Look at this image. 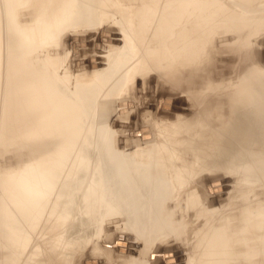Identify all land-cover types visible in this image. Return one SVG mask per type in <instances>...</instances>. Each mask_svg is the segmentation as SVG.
<instances>
[{
  "label": "bare ground",
  "instance_id": "1",
  "mask_svg": "<svg viewBox=\"0 0 264 264\" xmlns=\"http://www.w3.org/2000/svg\"><path fill=\"white\" fill-rule=\"evenodd\" d=\"M194 1L100 3L98 8L104 9L95 14L118 13L114 20L123 27L122 43L116 47L108 43L112 48L106 67L99 68V64L92 67L83 77L86 82H79L86 87L84 91L72 88L70 97H65L59 93L64 87L69 88L64 79L69 82L73 79L65 70L58 72L64 56L57 51L50 53L47 48L44 54V48L43 53L37 48L52 35V44L56 45L62 30H77L71 35L84 33L80 30L92 25L90 19L88 23L87 16L74 13L81 9L78 5L74 15H70L68 9L72 4L67 8L62 4L57 9L53 2L58 4V0H23L20 3L25 7L35 8L36 24L33 28L29 22L28 26H20L26 16L22 19L20 15L23 20L20 22L17 15L21 13L15 11H19L21 4L17 0H0V153L9 152L5 155L7 162L0 166V264H33L49 259L46 255L56 247L59 237L53 235L48 240L42 234V242L35 244L34 236L43 227H48L47 231L54 228L56 232L59 226H65L66 230L74 228L65 241L68 248L91 243L101 222L106 217L109 220V214L121 215V229L137 230V239L143 233L145 240L155 237L163 240L173 232L174 241L177 237L191 249L185 264H200L199 247L209 243L213 250L203 253L206 257L210 252L203 264H264V73L252 69L251 55L252 21L258 18L252 20L247 0L197 5ZM193 9H197L195 20L191 18ZM28 11L26 15H30ZM254 12L256 16L260 14L259 18L264 16L262 7ZM206 22L209 25L205 34L202 30L195 32ZM40 28L46 32L40 33ZM226 31L231 33L225 45L230 51L228 63L214 68L213 50L210 48L211 55L206 56L205 43L214 34ZM90 55L97 56L96 52ZM165 60L166 70L171 69L167 66L176 70L171 77L178 86L174 85L175 89L191 91V114L175 116L165 128H159L150 139L154 140L151 145L142 137L149 144L143 143L132 151L113 149L106 139L109 130L93 132L94 115L106 116L113 110L108 96L115 94L118 82L127 81L147 66L151 71V65L158 66L160 72L163 69L158 64ZM95 62L98 63L97 57ZM193 74L205 75L206 79L195 81L189 77ZM164 97L172 101H165L168 108L159 109L172 110L173 96L165 94L159 98ZM92 144L100 147L94 156ZM207 167H215L220 177L212 173L207 179ZM224 174L233 179L232 191L215 209L206 200L209 194L216 193L211 189L218 185L224 192L221 178ZM217 179L220 183L211 185ZM228 212L236 217H227ZM227 224L233 236L230 243L245 235L257 244H252V248L239 247L229 257L222 256L218 230ZM123 231L115 233L102 251H117L118 246L113 243L118 233H122L120 239L125 241L127 254L129 238ZM62 261L68 264V256ZM140 261L133 257L129 264ZM162 261L165 262V257Z\"/></svg>",
  "mask_w": 264,
  "mask_h": 264
},
{
  "label": "rangeland",
  "instance_id": "2",
  "mask_svg": "<svg viewBox=\"0 0 264 264\" xmlns=\"http://www.w3.org/2000/svg\"><path fill=\"white\" fill-rule=\"evenodd\" d=\"M20 1L23 2V0H20ZM20 1L17 0L18 5H19ZM58 1H59L58 4L60 3L59 5L55 2H53L54 3L53 6L55 4L57 6V7L54 6L55 8L58 9L62 4H63L62 7H65V5H66L65 8H67L70 6V4H72L68 9V11L71 13L70 15H74L73 12L76 9H78L77 7H79V8H81V9H79V10H81V12L78 10V12H74V13L75 14L78 13L79 16L84 14V16H82V17L83 18L88 17L87 18L88 23H89V19H90V22L92 23V25L81 29L80 31H82L84 33H80L78 35L77 34L71 35L72 31H77L75 29L74 30H70V29L62 30L61 36H60V41L56 45L52 44L53 39H54V36L52 35V36L46 38L45 43H44L45 47L42 44L41 46H43V47L39 46V49L37 48V50L41 51V53H43L47 48L48 52H50V53H54V51L56 53V51H57L58 53H60L61 55L64 56L63 66L60 67V65L58 63H55V66L60 67V68H58L59 71H58V69H56L59 73H62L63 70H65V71H67V74L69 76H72V79L74 80V81L72 80V82L70 81L71 82L70 83L68 80L64 79V82H66L65 84H67V86L69 85L68 86L69 88L64 87L63 90L59 91V93L62 96L70 97L71 92H73L72 88H74V90H76V91H78V90L84 91V89L86 87L84 85L80 84L79 82H82V83L86 82V80H84L83 77H85V75L88 74L90 72V70L92 71V69H91L92 67H97L98 64H99V68H105L106 67V65L108 64V59H109V55H110L111 48H112V47L108 46V43L109 44L113 43L112 44V46L114 45L113 47L121 45V43H122L121 40L123 39V36H122L123 35L122 34L123 33V27L121 25H120L121 27H119L118 26L119 24H117L114 20V17L118 13L110 12V14H107V15H98L99 13H101V11H103L102 9H104V8H101L102 7L101 6V7H99V8H101V10L99 11L98 5L100 3L107 4V2H109V0H64V1L58 0ZM62 1H63V3H62ZM66 1H68V2H66ZM122 1L125 2V0H122ZM222 1H225V3H230V2H233L235 0H195L194 2H195V5H197L198 2H201L204 4H210L212 2H222ZM17 2H15L16 3L15 5H17ZM22 2L20 4L23 7L21 8L20 5H19V8H18V6H15L19 10V11H15V12H17V14H18V12L21 13L18 15L16 14L17 16H19L18 21H20V22L24 18V16H26V17H25V19H23L24 21L22 20L23 21L22 24L20 22H18V23L21 24V25L19 24L20 26H28L31 23V26L33 28L35 26V25L33 26V24L36 21L35 17H34V11H33V10H35V8H32V6H30V7L28 6L30 8V10H29L27 5L25 7L24 6L25 4L23 3L24 4L23 5ZM246 2L249 3V8H252V12H253L252 17L254 18L252 20H255L256 18H258L254 22L252 21V23L254 24V25L252 24V27L253 26L254 27L252 28V36H251L252 49H253L251 51L254 52V53L251 52L252 69L253 68H255V70L260 69V70H262V73H264V65H263L264 64V20H262V19H264V16H262L263 18L260 17V18H262V19H260L259 17H257L260 14H257V16H256V12H254L257 9L258 10L261 9V7H262V9H264V0H254V1L247 0ZM253 2H255V3H253ZM258 3H259V5H258ZM75 5L76 6L78 5V6L76 7ZM73 6H74V8H73ZM243 6H245V5H243ZM246 6H248V5H246ZM250 6H252V7H250ZM24 7L26 9H28L31 13L28 10H26ZM17 8H16V10H17ZM31 8H32V10H31ZM20 9H21V12H20ZM204 9H206V8H204ZM95 10L98 12H96ZM25 11H28L30 15H26L27 12H25ZM83 11H84V13H83ZM85 11H87L88 13ZM191 12L193 14V17L191 16V18L193 20L196 17L195 13H197V9H193ZM95 13H98V14H95ZM20 15H21V17L23 16L21 20H20V18H21ZM31 15H33L34 18L31 17ZM28 22H29V24H28ZM208 25H209V23H207V22L202 24L201 28L198 30L196 29L195 32H199L200 30H202V33L205 34L206 31L208 30ZM52 29L53 28H50V30H52ZM39 30H40V33L46 32L45 28H42V30L40 28ZM98 30L99 31L101 30L102 34H100L101 31L98 33ZM227 33H229V32L226 31V32L221 33V34H217V35L214 34V38L205 43V46H207V47H205V49H206V51L209 52V53L207 52L206 56L213 54L214 60L212 61V63L213 62L215 63L214 68L218 67V66L224 67L228 63L227 58L230 55L229 54L230 51L228 50V48L225 45H226V42L229 41L228 37H230L231 33H229V35ZM83 34H85V35H83ZM99 34H100V36H99ZM222 34L223 35L227 34L228 35V36L226 35L227 38H225L226 36L224 37ZM217 36H219V37H217ZM222 36L224 38H222ZM219 39H221V40H219ZM75 40H77V41H75ZM98 43H100V44H98ZM216 43H218L216 45V48L217 47L218 48L212 49V45L214 48ZM49 44H51V45H49ZM101 44H102V47H101ZM73 46L76 48L72 49ZM78 46H80V47H78ZM41 48H42V50H41ZM209 49L213 50V51L211 52V51H209ZM221 49L223 51H221ZM47 50L44 52V54L47 53ZM215 50H216V52H217V50H219V51L216 53ZM224 50L226 52L225 54H224ZM38 51H37V54L41 55ZM71 51H72V53H71ZM92 52H96L97 56L90 55V54H92ZM210 52H211V54H210ZM73 53H74V55H73ZM220 53H222V55H220ZM44 54H42V55H44ZM78 56H79V58H78ZM96 57L98 59L97 64L95 62ZM215 57H216V59H215ZM74 58L75 59L77 58V59L75 60ZM219 58L220 59L223 58L222 60H220L221 63H218ZM255 60H257V61H255ZM215 61H217V63ZM223 63H226V64H224V66H223ZM166 64H167L166 60H165V62H161V61L159 62L158 65H161L160 70H161V68L163 69L160 72H159L158 66L153 68V66L151 65V68H152L151 71L149 68L150 66H147L148 68L146 67L145 70L138 72L139 74L137 72L134 73L133 77H130L132 79L127 78V81L118 82L116 84V86H114L115 89L117 88V91L115 90V94L112 96H108V98H110V100H111L110 104L114 105L113 110L110 109L109 110L110 112L108 111L107 112L108 115H106V116H101L97 113L94 115L92 121H95L97 126H96V124H94V122H91L93 130L96 129L93 132H96L97 129H99V130L101 129V132H102V130H104V132L109 130V132H106V133H109V135L108 134L106 135V133H104V134L107 136L106 139L110 143L109 145L113 149L122 150V151H130V150L132 151V150L136 149L137 147H140L141 144L147 143L148 141H150V139L152 138V135L155 134V132L158 131L159 128H161V127L165 128L175 116H178V115H186L187 116V115L191 114V112H190L191 107L190 106L192 103H191V98H189L191 91H190V89L188 91L187 90L184 91V89L180 90V88H177L178 86L176 84H173L174 80H172L171 77H173V74L176 73V70L172 66H167L168 68L170 67L171 69H169V71L166 70ZM163 65L165 68H163ZM258 65H260V66H258ZM261 66L263 67V69H261L262 68ZM256 68H258V69H256ZM147 69H149V70H147ZM171 70L175 71V72H172ZM167 72H168L169 76L167 75ZM198 75L193 74V75H190L189 77H191L195 81H197L198 79L201 80L203 78L201 82H203L206 79L205 75L204 76L202 75V77H198ZM196 76H197V78H196ZM174 77H175V75H174ZM194 80H193V82H194ZM130 82H132V83H130ZM68 83H70V84H68ZM191 83H192V81H191ZM70 85H71V88H70ZM174 85L177 86L176 87L177 90L175 89ZM120 86H122V87L119 88ZM147 87H148V89H147ZM146 89H147V91H146ZM180 91H182V92H180ZM141 93L143 94V96L141 95ZM138 94H140L139 97L137 96ZM165 94H170L174 98V108L172 110H167L169 113L167 111L164 112V111H162V109H159V108H164L163 106H165V108H168L169 107L168 102L170 100L172 101V99L169 97L159 98L160 96L165 95ZM189 99H190V101H188ZM165 101H168V102H165ZM157 102H159V104H160L159 106H158ZM110 132H111V134H110ZM105 135H104V137H106ZM144 135H147V136H144ZM142 137H144V139L148 140V141H144ZM151 141H150V144L149 143H147V144L151 145V143H153L154 140H153V142H151ZM104 142L105 141L103 140V142H101V144ZM139 143H140V145H139ZM97 146L98 145H94V144H92V146H91L92 152L94 149L96 150V151L94 150L95 153H93V156L97 155L96 154V153H98L97 151L100 150L99 149L100 147L99 146L97 147ZM102 146H103V144H102ZM0 152H1V150H0ZM92 152H91V154H92ZM5 155L6 156L9 155V152L6 151ZM5 155H3V153H0V166L4 165L3 164L4 162L5 163L7 162ZM215 171H216V173H215ZM212 173L215 174L216 176L220 177V174H218L217 169H215V167H213V168L207 167L206 174L211 175ZM207 175H206V177H207ZM209 175H208L207 179H209ZM223 176L221 178H223L222 181H223V185H224V192H222V188L219 185H218L219 187L217 186L218 188L215 186L216 188L211 189V191L212 192L214 191L216 193H213L214 195L209 194L208 199L206 200V204H208V205L210 204L215 209L218 208V206L220 204L224 203V201H226V198H228L229 194H231L230 192L232 191L231 188L233 185V183H232L233 179H232L231 175L224 174ZM215 182H217V183H215ZM205 183L206 182H204L203 184H205ZM218 183H220V181L217 179V180H214V182L212 181L211 185H216ZM224 197H225V199H224ZM227 208L230 209V206H228ZM116 215H118V214H115V215L113 214V216L115 217L114 218L112 215L109 214V217H110L109 220H108V217H106L105 220H103L101 222V226L99 227V231L96 232V237L94 236L92 238V239H94L92 241V242H94V244H92V242L91 243L88 242V243L81 244V245L80 244L75 245V246L73 245L74 247L72 246L71 248H68L66 246L65 241L67 242L68 234L70 231H74V228H70V229L66 230L65 226L64 227L59 226V228H56L57 230H59L58 232H56V230L54 228L49 229L48 231H47L48 227H43L44 229L41 228L43 230L40 229L38 232H36V234L34 236L35 240L33 242L38 241L40 243L41 239L42 240L44 239V238H42V234H43V236H45V239H48V240L50 239L49 237L52 238V237H55L57 235L56 237L57 238L59 237L58 238L59 241H57V245L55 247L56 249L54 248V249L50 250V254L46 255V257H48V258L52 257L53 259L49 258L46 261H42L41 263L34 262L33 264H50V263L51 264H62V262H63L62 259L65 256H68V258H69L68 264H88V263H90V264H93V263L94 264H129L133 257H137L139 259V261L141 260L140 263H138V264H141L142 261H143L142 264H167V263L174 264L176 261H177V264H185L186 259L189 257V255L192 254L190 247L188 248V245L186 246L185 243L179 242L180 239H176L177 238L176 237V238H174L175 241L173 240L172 237H175L173 232H170L171 235L168 233V235H166V237L163 240H159L160 237H158L159 239H157V237H155L153 239L150 238L151 240L149 238H147V240H145L146 237L145 238L143 237V235H144L143 233L140 236L138 235L139 238L137 239L136 236L138 234V231L137 230L134 231L131 229H130L131 231L126 230L123 227L121 229L123 219H122L121 215H119V217L118 216L116 217ZM226 216L230 217L231 219H234V217H236V216H234V214H230V212H228V215H226ZM69 221H70V219L67 220L68 223H70ZM121 221H122V223H121ZM102 228H103V230H102ZM121 230L122 231L124 230L123 233L126 235L127 239L129 238L127 240L128 244H129L127 254H126L125 241L124 240L121 241V239H120L122 237V233H118V236H117L118 238L116 241L117 243L116 242L113 243L115 246L116 245L118 246L117 251H115L114 249L110 250L109 252L102 251V248H106V246H108L107 244L112 241V239L115 236V233H117ZM230 230H231V227L228 224L225 225L220 231L218 230V238H220V242H221V243H219L220 254L222 256L227 255L229 257L230 252H233L235 249H237L239 247H249V248L251 247L252 248V244H257L256 241H254L251 237L245 236V235H240L238 237H235V240L236 239H238V240H236V241L234 240L233 243H230V239L233 238V236H231V234L229 233ZM52 232H55V233L52 234ZM60 234L63 236H60ZM53 235H55V236H53ZM37 236H39V237H37ZM155 239H157L158 241ZM44 241H46V240H44ZM36 242H35V244H36ZM146 243H148V244H146ZM121 245H125V247L121 246ZM212 247L213 246L211 245V243H209V245L205 244V245L199 247L200 254L198 255V257H199L200 264H203V260L206 259V257L208 256V254L210 252L207 253L206 257L203 253L207 252L208 250H213ZM118 250H119V253H118ZM139 250L141 253H139ZM27 251H28V248L24 251V253L27 254L28 253ZM164 251H169V252H164ZM172 251L175 253V255H172L173 254ZM161 252H162V257L163 258L165 257L166 263L165 262L163 263V261H162L163 258L161 257ZM190 252H191V254H190ZM24 253H23V255H24ZM121 253L122 254L125 253V254L121 255ZM90 256H94V257L96 256L95 257L96 259L93 258V259L83 260V258L90 257ZM0 257H1V253H0ZM55 257L57 259L58 258L59 259L57 260ZM174 258H176L177 260ZM96 262H98V263H96Z\"/></svg>",
  "mask_w": 264,
  "mask_h": 264
},
{
  "label": "water",
  "instance_id": "3",
  "mask_svg": "<svg viewBox=\"0 0 264 264\" xmlns=\"http://www.w3.org/2000/svg\"><path fill=\"white\" fill-rule=\"evenodd\" d=\"M215 183H217V182H215Z\"/></svg>",
  "mask_w": 264,
  "mask_h": 264
}]
</instances>
